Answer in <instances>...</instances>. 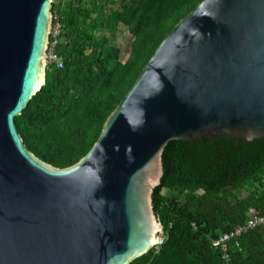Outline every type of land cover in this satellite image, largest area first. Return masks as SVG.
I'll use <instances>...</instances> for the list:
<instances>
[{
    "label": "water",
    "instance_id": "1",
    "mask_svg": "<svg viewBox=\"0 0 264 264\" xmlns=\"http://www.w3.org/2000/svg\"><path fill=\"white\" fill-rule=\"evenodd\" d=\"M52 2L0 0V264H130L159 242L152 195L170 141L264 138V0L198 3L63 169L15 125L45 83Z\"/></svg>",
    "mask_w": 264,
    "mask_h": 264
},
{
    "label": "trees",
    "instance_id": "2",
    "mask_svg": "<svg viewBox=\"0 0 264 264\" xmlns=\"http://www.w3.org/2000/svg\"><path fill=\"white\" fill-rule=\"evenodd\" d=\"M201 1L53 0L62 67L47 64L44 85L15 118L27 149L55 168L76 164L163 38ZM121 29L130 35L124 62ZM162 166L152 205L164 241L130 264H264V224L230 243L228 261L211 247L251 212L264 215V138L173 140Z\"/></svg>",
    "mask_w": 264,
    "mask_h": 264
},
{
    "label": "built area",
    "instance_id": "3",
    "mask_svg": "<svg viewBox=\"0 0 264 264\" xmlns=\"http://www.w3.org/2000/svg\"><path fill=\"white\" fill-rule=\"evenodd\" d=\"M51 30L49 34V42L46 51V64H55L58 68L62 67V59L57 54V46L59 43L60 35V24L59 17L56 13L52 12L51 15ZM264 224V215H258L255 212H251V218L244 226H239L229 232L221 234L217 239L211 241V247L221 251L222 259L229 260V245L232 241L239 238L243 233L248 230L257 228L258 226ZM158 244L153 248L158 251L159 247L163 244L164 236L160 233Z\"/></svg>",
    "mask_w": 264,
    "mask_h": 264
},
{
    "label": "rangeland",
    "instance_id": "4",
    "mask_svg": "<svg viewBox=\"0 0 264 264\" xmlns=\"http://www.w3.org/2000/svg\"><path fill=\"white\" fill-rule=\"evenodd\" d=\"M115 1H117V0H115ZM129 41H130V35L126 32V30H122L121 35H119V37H118L117 45L121 49V60L123 62L127 59L128 54H129ZM162 197H164V192L162 193ZM155 251H156V249H155Z\"/></svg>",
    "mask_w": 264,
    "mask_h": 264
}]
</instances>
